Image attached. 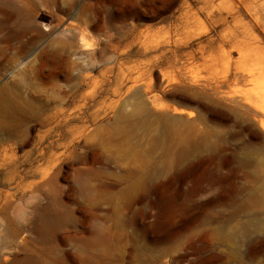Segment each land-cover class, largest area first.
<instances>
[{
    "label": "rangeland",
    "instance_id": "obj_1",
    "mask_svg": "<svg viewBox=\"0 0 264 264\" xmlns=\"http://www.w3.org/2000/svg\"><path fill=\"white\" fill-rule=\"evenodd\" d=\"M186 3L0 0V264H264V129L247 104L264 99V68L221 82L224 34L264 67V0Z\"/></svg>",
    "mask_w": 264,
    "mask_h": 264
},
{
    "label": "bare ground",
    "instance_id": "obj_2",
    "mask_svg": "<svg viewBox=\"0 0 264 264\" xmlns=\"http://www.w3.org/2000/svg\"><path fill=\"white\" fill-rule=\"evenodd\" d=\"M187 1V0H186ZM183 2H185V1H183ZM188 3H189V0H188ZM188 3H186L187 4V6L189 5ZM263 4V3H262ZM185 5V4H184ZM186 6V7H187ZM198 6V5H197ZM190 7H191V5H190ZM190 7H189V9H185V7H183L185 10V12H183L182 14H180V20H178L179 22H176L177 24H175V27H174V31H176V32H179L180 30H184V29H187L188 28V25H189V23H190V19H191V17H193L194 15H192L191 13H192V11L190 12L189 10H190ZM206 7V9L208 8L207 6H205ZM213 7V6H212ZM192 8V7H191ZM247 8V7H246ZM204 9V8H203ZM205 9V10H206ZM210 10V9H209ZM208 10V11H209ZM190 12V14L188 15V13ZM255 11V10H254ZM194 12V11H193ZM214 12V11H213ZM218 13V12H217ZM196 15V14H195ZM208 15L210 16V18H213V20L215 21V22H218V21H224L225 20V16L224 17H222V15L221 14H218V16H215L214 14H212V13H208ZM196 17V16H195ZM198 17V16H197ZM179 18V17H178ZM177 18V19H178ZM194 18V17H193ZM199 18V17H198ZM255 19V18H254ZM193 20V19H192ZM260 21V20H259ZM192 22H194V20L192 21ZM245 22V21H244ZM174 26V25H173ZM190 26V25H189ZM190 28H191V26H190ZM171 31V30H170ZM173 31V32H174ZM182 31H180L181 33H182ZM191 31V30H190ZM172 32V33H173ZM185 32V31H184ZM184 32H183V34H184ZM166 33H168V32H166ZM226 33V32H225ZM254 33V32H253ZM249 34V33H248ZM146 35V34H145ZM165 35H168V34H165ZM171 34L169 33V36H170ZM173 35H174V33H173ZM226 34H224V36H222L223 38V40H222V44H221V46H222V48H221V50H222V53H223V59H224V57L228 60V62H230V60H231V62L233 61V63L235 64V68L233 69V72L231 73V75L230 76H227V74H226V78H225V80L224 81H221V80H219V81H221V82H228V81H233V83L235 82V83H238V82H247V81H251L252 80V78L255 76V74H261V71H262V69L264 68L263 66L262 67H260L261 69H259L258 71L257 70H255V69H251V67H250V70L247 68V66H246V64L244 65V63H243V61L245 60V57H247L248 56V52L247 53H244V50H245V48H243V43L245 42V41H238V40H235V38L234 39H229V38H227V36L229 37V35H227V36H225ZM148 36V35H147ZM221 36V35H220ZM145 37V36H144ZM153 37V36H152ZM172 37V36H171ZM171 37H168V38H171ZM185 37V36H184ZM188 37V36H187ZM249 37H250V35H249ZM254 37V36H253ZM253 37H251V38H253ZM174 38L175 39H177V37H175L174 36ZM180 38V37H179ZM221 38V37H220ZM148 39V38H147ZM165 39V38H164ZM164 39H162V40H164ZM238 39V38H237ZM247 39V38H246ZM248 39H250V38H248ZM255 39H257V38H255ZM158 40V39H157ZM167 40V39H166ZM166 40H165V42H166ZM179 39H177V42H179L178 41ZM186 38H185V42H186ZM240 40V39H239ZM253 40H254V38H253ZM258 40H260V39H258ZM145 41V40H144ZM147 41V40H146ZM151 41V40H150ZM155 41V40H154ZM160 41H161V39H160ZM188 41V40H187ZM252 41V40H251ZM255 41V40H254ZM257 41V40H256ZM159 42V41H158ZM164 42V41H163ZM164 42V43H165ZM177 42H176V40H174V39H172L170 42H169V44L171 43V45H170V47L168 46V48H170L169 50L171 51V53H172V56H173V62H172V66L175 68V69H177V79H176V81H182V80H184V79H187V75H186V73H185V71L187 70V69H185V67H184V65H183V63H181V61H180V63L178 62L177 63V59L180 57H178L177 58V56L178 55H176V52L178 53V50H180L181 49V47H179L178 45H177ZM259 42V41H258ZM142 43H143V41H142ZM146 43V42H145ZM145 43H144V45H145ZM147 43H148V41H147ZM151 43H153V42H151ZM160 43V42H159ZM212 43V42H211ZM219 43V42H218ZM221 43V42H220ZM247 43V42H246ZM250 43V42H249ZM156 44V43H155ZM154 44V45H155ZM187 44V43H186ZM256 44V43H255ZM165 45V44H164ZM148 46V45H147ZM146 46V47H147ZM157 46V45H156ZM181 46V45H180ZM186 46H188V45H186ZM159 47V46H158ZM163 47H165V46H163ZM251 47V46H250ZM258 47V46H257ZM156 48V47H155ZM200 48H202V47H199V49L198 50H200ZM218 48H219V46H218ZM226 48V49H225ZM260 48V47H259ZM147 49V48H146ZM164 49V48H163ZM167 49V48H166ZM187 49V48H186ZM202 49H205V48H202ZM201 49V50H202ZM145 50V49H144ZM157 50H158V48H157ZM183 51H184V49H182ZM188 50V49H187ZM260 50V49H259ZM147 51V50H146ZM163 51V50H162ZM193 51V50H192ZM192 51H184L182 54L183 55H185L186 57H187V59L188 58H191V57H195V56H193L194 54L192 53ZM211 51V50H210ZM232 51H235L237 54V57L236 58H233L234 60H232V57L230 56V54H231V52ZM148 52V51H147ZM165 52V51H164ZM221 52V51H220ZM144 54V53H143ZM221 54V53H220ZM245 54L247 55V56H245ZM171 55V54H170ZM166 56V55H165ZM48 57H49V55L47 54V53H45V52H41L40 54H39V62H40V64L41 65H43V63L48 59ZM185 57V58H186ZM181 58V57H180ZM248 59L250 58V57H247ZM264 58V57H263ZM210 59V58H209ZM215 59V58H214ZM225 59V60H226ZM262 59V58H261ZM172 60V59H171ZM181 60H182V58H181ZM190 60V59H189ZM226 60V61H227ZM183 62H184V60H182ZM193 61V60H192ZM249 61V60H248ZM262 61V60H261ZM260 61V62H261ZM189 62V61H188ZM245 62H247L246 60H245ZM251 62V61H250ZM185 63V62H184ZM190 63V62H189ZM249 64V63H248ZM247 64V65H248ZM256 64V63H255ZM262 64H264V63H262ZM171 66V67H172ZM250 66V65H249ZM260 66V65H259ZM172 67V68H173ZM187 68L189 69V67H188V64H187ZM226 68V67H225ZM190 70V69H189ZM255 70V71H254ZM62 70L60 69V65L57 63V62H53V64H51V62H50V64H49V68H48V72L50 73V74H52V75H55V76H57V75H59L60 74V72H61ZM175 71V70H174ZM122 74H123V71H120ZM188 72V71H187ZM190 72V71H189ZM264 72V71H263ZM120 74V73H119ZM263 74V73H262ZM122 76V75H121ZM121 76H119V77H121ZM188 76H189V74H188ZM119 77H118V79H119ZM70 78V77H69ZM189 78V77H188ZM72 79V78H71ZM189 80V79H188ZM221 82H218V83H221ZM186 83V82H185ZM191 83V82H190ZM189 83V84H190ZM248 83V82H247ZM215 84L217 85V82H215ZM222 86V85H221ZM213 88V87H212ZM221 88V87H220ZM218 90V89H217ZM242 90V89H241ZM236 92V91H235ZM260 93V92H259ZM111 94H113V95H115V96H117L118 98H116V99H113V100H111V101H109V103L107 104V106H109V107H114V108H116L117 109V111L115 112V115H114V117H115V126L116 127H114L113 129H111V130H109V138H108V141L109 142H113V141H121L122 140V138H123V76L117 81V84H116V86L112 89V92H111ZM264 94V93H263ZM249 96V95H248ZM254 96H255V94H254ZM262 96H264V95H262ZM261 96V97H262ZM242 97V96H241ZM260 97V96H259ZM252 98V97H251ZM242 99V98H241ZM241 99H240V102H241ZM250 99V98H249ZM239 100V99H238ZM244 101V100H243ZM248 101V103L247 104H249L250 106L248 107L249 108V110H250V107H251V110L253 111V115H254V117H255V119L258 121V123L260 124V127H262L263 129H264V99L263 100H259V99H255L254 101L252 100H247ZM246 106V105H245ZM95 110H97V109H95ZM94 110V111H95ZM95 114H96V112H95ZM0 115H4L5 116V113L4 112H1L0 113ZM93 116H94V118H96V116H97V114L96 115H94V114H92ZM2 121H3V119L0 117V127H2V129H7V127L8 126H3L2 125ZM39 228H41L42 229V226H40ZM10 264H37L36 262H35V260L30 256V255H27V254H23V255H19V254H16V253H13V254H11V261H10Z\"/></svg>",
    "mask_w": 264,
    "mask_h": 264
}]
</instances>
